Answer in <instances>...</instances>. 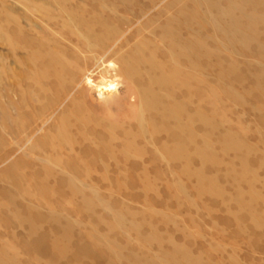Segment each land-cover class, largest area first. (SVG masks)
<instances>
[{
	"label": "rangeland",
	"instance_id": "rangeland-1",
	"mask_svg": "<svg viewBox=\"0 0 264 264\" xmlns=\"http://www.w3.org/2000/svg\"><path fill=\"white\" fill-rule=\"evenodd\" d=\"M167 1L0 0V264H264V7L210 0L238 24L254 14L253 41L214 49L203 24L201 78L163 97L184 107L180 158L163 155L172 120L142 118L133 87L84 80L142 37L164 61Z\"/></svg>",
	"mask_w": 264,
	"mask_h": 264
},
{
	"label": "bare ground",
	"instance_id": "bare-ground-1",
	"mask_svg": "<svg viewBox=\"0 0 264 264\" xmlns=\"http://www.w3.org/2000/svg\"><path fill=\"white\" fill-rule=\"evenodd\" d=\"M120 1L126 2L128 0ZM175 1L176 0H169L167 3L165 2L163 9H166L172 4H175V8L173 12L167 14L157 26L159 37L163 41L162 44L165 47V55H163L165 58L164 61L156 58L155 53L157 48L148 47V40L142 37L128 47L129 49L126 51L127 53L125 56L120 57L116 61V68L111 65L113 67V73H110L109 69L104 67L101 68L100 72L106 74V76L100 75L96 81L92 78L90 79L88 75L84 76V80L91 90L99 96L117 92L124 84H128L130 87L134 88V95L132 97L135 101H138V107L140 108L142 118L145 117V115L150 116L151 113H159L167 118V120L171 119L173 122L172 134L176 136L179 141L171 149L164 148L163 155L167 158H180L182 156V139H184L185 134L190 131L187 122L183 118V105H178L177 103L165 104L163 103V97L172 94L173 87L177 81L180 80L182 83H186L187 78L195 80L201 78L199 74L201 60L204 55L210 52L207 49L206 40L200 34L203 24H209L213 28V37H211V41L214 49L224 46L231 51L237 50L248 53L249 51L247 50H249V45L251 41H253V35L250 30H252L254 22V14H250V16L247 14L245 18L247 21L245 24H238L237 21L232 20V10L229 6H219L218 3L211 2L210 0H204L203 4H205L206 7L212 6L218 8L213 17H211V13L207 12L206 15L199 9L202 0H195L199 8H195L194 10L189 9L185 2L177 0L176 3H174ZM256 3L264 7V0H256ZM149 18L150 17L146 20L149 21ZM104 23L103 20H98L99 25L104 26ZM192 24L194 26L191 28L189 25ZM182 28L188 31L186 35L182 34ZM106 35L107 37L113 35L115 38L118 35L117 28L107 25ZM88 45L89 48L97 47L93 42H89ZM256 47L260 48L259 45ZM236 68L237 66L234 63H230L227 68L222 71L221 77L228 76L230 73L234 72ZM261 74H264V72L261 71ZM139 80H142L143 84L139 83ZM196 116L200 120L203 119L199 112L196 113ZM232 144L233 146L239 145L238 143ZM3 253H1L0 256Z\"/></svg>",
	"mask_w": 264,
	"mask_h": 264
}]
</instances>
